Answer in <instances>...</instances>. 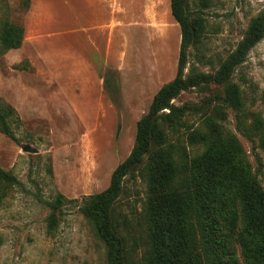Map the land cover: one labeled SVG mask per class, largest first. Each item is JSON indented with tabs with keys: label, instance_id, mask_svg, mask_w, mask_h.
Returning <instances> with one entry per match:
<instances>
[{
	"label": "rangeland",
	"instance_id": "rangeland-1",
	"mask_svg": "<svg viewBox=\"0 0 264 264\" xmlns=\"http://www.w3.org/2000/svg\"><path fill=\"white\" fill-rule=\"evenodd\" d=\"M50 1L54 4L0 0V25L8 20L24 29L20 47L0 48V99L15 111L8 118L10 134L0 131V167L17 179L0 191V264H107L104 243L80 210L82 198L108 186L112 170L134 144L137 120L159 87L174 77L180 30L168 0L121 3L115 12L120 20L116 67L110 68L101 62L103 43L89 37L95 30L77 32V44L75 34L64 32L84 28L78 3ZM263 10L264 0H188L190 18L200 16L204 30L199 47L186 50L184 72H214L249 20ZM67 38L72 40L68 54ZM79 58L96 68L81 70ZM233 80L241 90L244 120L252 114L264 118V36ZM222 94L223 85L214 83L180 91L171 103L183 107L182 125L168 131L169 140L181 155L199 153L202 146L189 144L186 132L205 115H216L240 142L264 189L261 142L237 130L235 112L222 103ZM136 174L125 176L112 212L124 226V264H141L145 247V184ZM221 232L236 264H249L241 252L244 221L238 201Z\"/></svg>",
	"mask_w": 264,
	"mask_h": 264
},
{
	"label": "trees",
	"instance_id": "trees-1",
	"mask_svg": "<svg viewBox=\"0 0 264 264\" xmlns=\"http://www.w3.org/2000/svg\"><path fill=\"white\" fill-rule=\"evenodd\" d=\"M169 7L180 30L175 75L159 87L137 120L134 144L112 170L108 186L83 196L80 210L103 241L107 264H124V226L112 212L125 176L136 171L145 184L141 264H236L221 229L231 221L237 201L244 221L242 256L249 264H264V189L236 136L214 118L216 115H205L198 126L186 132L189 144L202 146L199 153L189 156L179 153L168 133L182 125L184 114L183 107L171 100L189 87L214 83L223 85L219 98L234 110L237 130L257 137L264 149V118L252 114L249 122L244 120L241 90L233 80L250 48L264 36V10L249 20L235 48L214 72L190 68L186 74V50L199 47L204 26L200 16L190 18L188 0H169ZM23 32V26L4 20L0 48L20 47ZM13 113L0 99V131L10 134L8 118ZM15 182L16 177L0 167V191L4 183Z\"/></svg>",
	"mask_w": 264,
	"mask_h": 264
},
{
	"label": "crops",
	"instance_id": "crops-1",
	"mask_svg": "<svg viewBox=\"0 0 264 264\" xmlns=\"http://www.w3.org/2000/svg\"><path fill=\"white\" fill-rule=\"evenodd\" d=\"M38 1V0H37ZM73 2L78 3L79 7V18L81 20V23L84 28H78L73 29V27H69L68 31L65 30L64 32H69L73 34H77V32H84L87 30H95L93 34H89V37H93V41L100 40L103 43L104 49H103V59L101 62H103L106 66H109L110 68L116 67V48H117V41H116V35L118 33V24L120 22L117 15H115V12H117L118 6L122 3L130 2L131 0H65L63 1L64 4ZM44 4H54V2H51L50 0H41ZM169 4V0H168ZM88 7L89 9H86ZM170 9V7H169ZM171 14V13H170ZM172 16V15H171ZM92 19V20H91ZM174 19V18H173ZM85 21L86 24H83L82 21ZM91 20V21H90ZM63 22L67 24L68 18L67 15L63 16ZM176 22V21H175ZM177 23V22H176ZM117 24V25H116ZM178 24V23H177ZM87 25V26H85ZM179 26V25H178ZM68 26H65V29ZM89 27V28H87ZM173 32V31H172ZM78 36H75V44H77V38ZM172 37V33L165 34V40L170 39ZM92 41V42H93ZM71 43L72 40H69L68 38L65 39V52L68 54L69 52H72L71 50ZM98 44L97 42L92 43V47L96 48L94 51L98 52ZM76 58V57H75ZM77 61V60H76ZM76 63V62H75ZM79 67H82L81 70L86 69H95L96 67L94 64H92L90 61L85 60L84 58H79Z\"/></svg>",
	"mask_w": 264,
	"mask_h": 264
},
{
	"label": "water",
	"instance_id": "water-1",
	"mask_svg": "<svg viewBox=\"0 0 264 264\" xmlns=\"http://www.w3.org/2000/svg\"><path fill=\"white\" fill-rule=\"evenodd\" d=\"M25 150H29V148H28V147H26V148H25Z\"/></svg>",
	"mask_w": 264,
	"mask_h": 264
}]
</instances>
